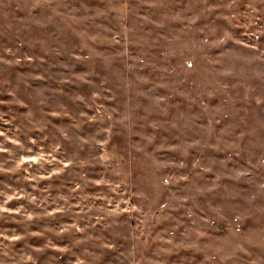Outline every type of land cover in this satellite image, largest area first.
I'll return each mask as SVG.
<instances>
[{
  "label": "rangeland",
  "instance_id": "obj_1",
  "mask_svg": "<svg viewBox=\"0 0 264 264\" xmlns=\"http://www.w3.org/2000/svg\"><path fill=\"white\" fill-rule=\"evenodd\" d=\"M0 264H264V0H0Z\"/></svg>",
  "mask_w": 264,
  "mask_h": 264
}]
</instances>
